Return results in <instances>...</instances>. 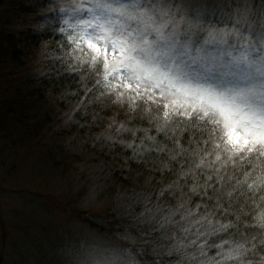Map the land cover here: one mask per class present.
<instances>
[{"label": "clouds", "instance_id": "clouds-1", "mask_svg": "<svg viewBox=\"0 0 264 264\" xmlns=\"http://www.w3.org/2000/svg\"><path fill=\"white\" fill-rule=\"evenodd\" d=\"M32 7V72L91 80L94 100L149 125L113 120L94 139L69 138L77 152L90 144L111 154L118 143L133 154L121 156L123 164L87 165L86 204L100 211L66 223L59 264H264V0H33ZM83 106L65 112L58 127H84L75 119ZM128 132L133 140L120 138ZM120 169L123 180L114 178Z\"/></svg>", "mask_w": 264, "mask_h": 264}, {"label": "rangeland", "instance_id": "rangeland-1", "mask_svg": "<svg viewBox=\"0 0 264 264\" xmlns=\"http://www.w3.org/2000/svg\"><path fill=\"white\" fill-rule=\"evenodd\" d=\"M5 89L0 86V116L7 110L1 104L7 98ZM106 103L134 116L108 99ZM47 130L23 140L15 131L0 129V264H59L56 250L66 223L77 219L73 212L100 211L86 204L87 165L95 163L92 154L97 147L62 150L54 135L45 136ZM79 165L85 166L84 172Z\"/></svg>", "mask_w": 264, "mask_h": 264}, {"label": "trees", "instance_id": "trees-1", "mask_svg": "<svg viewBox=\"0 0 264 264\" xmlns=\"http://www.w3.org/2000/svg\"><path fill=\"white\" fill-rule=\"evenodd\" d=\"M32 4L33 0H0V86L6 85L4 95L7 96L6 101L1 103L7 110L0 116V129L15 131L17 136L23 140L39 137L44 129H48L45 136L54 135L57 145L62 150H66V146L74 148L77 143V141H73L72 144L68 143L73 135L78 134L77 140L85 136L94 139L97 134L108 130L113 120L117 125L123 121L129 128L148 127L147 121L121 114L110 107L109 103L105 105L104 98L94 100L96 90L86 91V88H92L93 81L91 80L82 82L79 75L75 73L64 74L59 79L53 74H50L51 78H38L32 72L31 65L38 45V39L31 34L28 28V16L33 11ZM50 89L52 95H49ZM71 93H76V95H71ZM62 94L67 95H64L63 99H56ZM81 100L84 106L76 112L75 119L79 120L84 127L73 124L68 128L60 127L56 130L66 118L63 114L69 112ZM89 100L93 102L89 104ZM94 118L95 122H93ZM112 132L115 134V127L112 128ZM143 135V132L137 133L136 144H139ZM120 138L133 140L130 132L124 133ZM100 143H104L103 139ZM86 145L88 148L91 147L90 144ZM97 149L98 152L93 150L95 163H99L102 159L106 162L123 164L124 160L121 156L130 157L133 154L132 149H126L118 143L114 145V151L111 154H106L107 149L100 151L99 145ZM71 150L73 153V149ZM151 155L153 158L157 156L155 152ZM164 158L161 156V159ZM129 164L133 169L143 168V164L137 165L131 160ZM125 172L126 169H120L115 173L114 178L123 180L122 173ZM156 175L159 176L160 173L157 172ZM91 214L94 213L83 209L73 212L77 220H88Z\"/></svg>", "mask_w": 264, "mask_h": 264}]
</instances>
